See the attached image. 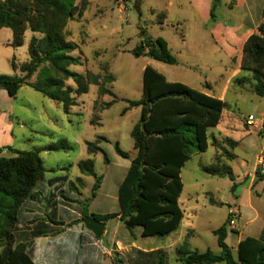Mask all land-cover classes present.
Instances as JSON below:
<instances>
[{
	"label": "rangeland",
	"instance_id": "1",
	"mask_svg": "<svg viewBox=\"0 0 264 264\" xmlns=\"http://www.w3.org/2000/svg\"><path fill=\"white\" fill-rule=\"evenodd\" d=\"M116 1L89 0L84 15L69 22L66 29L68 40L79 45V49L72 55L79 56L82 60L80 65L69 69L79 74L88 71L99 74L101 82L104 78L114 77V82L104 84L113 95L101 96L98 86L91 85L87 94L74 95L77 105L67 113L64 104L45 97L30 86H24L16 98H11L5 90H0V158L14 157L17 151L40 153L46 168L45 180L48 182L47 192H42L39 196H43L46 201L43 207L47 209L46 218L49 220H54L52 209L49 208L53 188L66 181L69 182L65 187L66 204L76 214L69 212L65 222L80 221L82 205L86 202L90 205L88 210L96 215L114 213L120 208L116 187L120 173L129 164V160L117 154L116 144L129 155L136 153L131 132L140 120L141 110L132 108L126 114L123 111L131 101L143 98V72L151 59L135 54V48L141 44L142 38L161 36L170 40L173 55L177 57L179 64L171 66L158 62L166 68H159V72L172 75V82L186 84L198 91L203 90L205 82L211 83L214 90H220L235 68L233 57L230 58L226 50H221L213 43L209 32L199 28L196 17L189 11L184 12L188 21L172 23L175 19V14L172 13L169 22L162 28L154 23L159 19L153 14L155 1L130 0L123 3L121 0L120 5ZM248 1L251 3L247 8L232 11L225 6L231 0H222L215 12L216 18L224 24H242L240 37L251 31V35L254 34L264 10V0ZM33 36V33L27 32L23 46L14 48L9 43L12 31L0 29V75H21L20 67L29 60L28 47ZM182 37L188 46L183 47ZM228 47L231 46L228 44ZM13 64L16 65V70L13 69ZM192 64L193 67H189ZM167 68L172 70L169 72ZM249 74L250 72L244 71L242 77ZM240 79L242 78L234 81L227 97L240 129L231 134L222 133L220 137L223 124L219 128H210L208 149L194 154L182 169L184 189L180 204L184 218L178 230L162 238H143L139 234L140 228L133 230L139 246L162 247L167 252L168 264H182L178 261L177 249L185 242L192 251L211 250L215 254L221 252L213 231L226 223L229 205L234 206L236 196L242 190V186L232 189L234 183L228 177L211 176L204 170L205 167L226 160L225 150L232 152L230 144L224 138H232L239 144L233 151L237 158L223 162L235 170V177L243 176L264 145V98L250 89L240 92ZM36 81L37 75L31 83ZM244 85L249 88L251 82ZM67 86L76 88L74 80H68ZM108 103L112 105L108 107ZM250 115L254 116L255 127L246 125ZM247 131L249 133L245 134ZM215 135H218V141L214 139ZM89 142L99 145L103 152L89 154ZM105 155L109 164L105 163ZM88 159L93 161L97 176H104L106 179L104 190L94 199L92 189L96 179L94 176L83 175L79 168V163ZM71 183L75 184L76 190L71 187ZM0 199L4 202V210H7L11 199L3 196ZM39 199L43 204L44 199ZM28 205L32 208V204ZM3 223L4 217L0 210V232ZM106 229L107 234L98 239L105 247L111 246L117 236L132 237L115 220L108 221ZM227 235L228 243L232 245L236 234L228 229ZM71 237L72 234L67 229L64 239ZM49 247L50 245L48 249ZM76 250L82 253L81 244L75 245L73 252ZM233 255L237 257L236 250ZM130 256L135 259L139 257L135 251Z\"/></svg>",
	"mask_w": 264,
	"mask_h": 264
},
{
	"label": "trees",
	"instance_id": "2",
	"mask_svg": "<svg viewBox=\"0 0 264 264\" xmlns=\"http://www.w3.org/2000/svg\"><path fill=\"white\" fill-rule=\"evenodd\" d=\"M220 4L221 0H213L212 22L217 19L215 12ZM88 6L89 0H0V29L12 31L11 46H23L26 33L34 34L28 47L29 60L20 67L21 75H0V90L16 98L24 86H30L45 97L64 104L67 113L77 105L74 95L87 94L91 85L98 86L101 96L113 95L104 84L114 82V77L104 78L101 82L99 74L89 71L79 74L69 69L80 65L82 60L72 55L79 45L68 40L66 29L69 22L84 15ZM161 18L164 19V15ZM135 54L167 65H178L168 42L161 37H144L135 48ZM12 66L16 70V65ZM241 68L252 74L256 82L255 92L264 98V10L256 31L245 43ZM36 75L37 81L31 83ZM68 80H74L75 89L66 87ZM111 105L108 103V107ZM132 108L141 110L140 120L131 132L135 156L131 158L116 144L117 154L131 159V166L118 190L120 212L93 214V217L104 223L119 218L132 234L134 229L140 228L143 238H162L176 232L183 221L184 212L179 204L184 189L182 169L194 154L208 149V130L220 123L225 103L183 83L169 82L163 74L146 66L143 98L131 101L123 114ZM229 143L232 148L237 145L233 141ZM87 146L91 155L103 152L99 145L92 142ZM15 153L16 156L11 158H0V196L11 199L7 210H4V202L0 199L4 217L0 232V264H35L29 254L30 244L18 241L16 229L20 210L27 201L37 197L35 190L44 181L46 168L37 151ZM225 154L230 161L236 158L228 150ZM105 162H109L106 155ZM79 168L83 175L96 179L92 189L93 199L101 187L102 177L97 176L90 159L81 161ZM204 170L211 176L228 177L235 181L231 168L221 162ZM79 182L83 183L81 179ZM71 187L76 190L74 183ZM82 206L83 219L89 217V206L87 202ZM229 222L230 218L213 231L221 249L219 254L211 250L192 251L185 242L178 249L180 261L183 264H264V230L260 238L242 240L237 257H234L226 243ZM46 230V226H38L32 236H44ZM118 263L123 264L122 261Z\"/></svg>",
	"mask_w": 264,
	"mask_h": 264
},
{
	"label": "crops",
	"instance_id": "3",
	"mask_svg": "<svg viewBox=\"0 0 264 264\" xmlns=\"http://www.w3.org/2000/svg\"><path fill=\"white\" fill-rule=\"evenodd\" d=\"M153 1H155V8L153 9V14H156V16L159 18L157 21L154 22L155 24L162 28L165 27L167 25V22H169L170 14L172 13L175 14V19L172 20V23L174 21L177 24L186 22L188 20L184 16V12L187 10L192 16L196 17L199 28L207 30L209 32L213 43L221 50H226L228 53L227 55H229L230 58L233 57L235 61V68L232 74L225 80L222 88L220 90H214L211 83L205 82L203 90L199 92L219 98L225 103V108L222 114L221 121L218 126L214 127L219 128L221 124H223V130L222 132H219V136L221 137L222 133L225 132L231 134L238 131L240 129V126L238 125L236 116L233 114L232 105L228 104L227 102V97L232 85L234 84V81L238 78H242L239 80L240 92L245 89H250V91L256 94L254 90L256 82L252 79V74L250 73L247 77H242L244 70L241 68L243 47L244 44L247 42L249 36L253 33V31H251L246 36L240 37L243 31L242 24L228 25L224 24L220 19H216V21L212 22L211 12L213 0ZM232 1L233 3L231 4ZM116 2L120 5L121 0H117ZM231 2L229 4L226 3L225 6L229 7V9L232 11L239 8H247V6L251 3L248 0H231ZM123 3H126V0H123ZM250 8L251 7L249 6V9ZM161 15H164V19L161 18ZM258 25L259 24L256 25V28L258 27ZM149 37L157 39L161 36ZM12 39L9 40V43L12 42ZM164 39L168 42L169 49L173 54V50L170 45V40H168L167 38ZM182 44L183 47L188 46V43L184 37H182ZM228 44L231 47H228ZM158 62L159 61L151 59L147 62V64L152 68L154 67L155 70L157 69L158 72L160 71L159 68L163 70L166 69L164 65H161ZM193 65L194 64L190 65L189 67H193ZM167 70L170 72L172 69L167 68ZM159 73L163 74L169 82H172L170 80L173 78L172 75L168 76L164 74V72ZM247 82H251V86L249 88H246V86L244 85ZM193 89L196 90V88ZM246 125L255 127L256 123L254 125H250L247 120ZM248 133L249 132L247 131L245 134ZM262 134L264 137V131ZM214 139L218 141V135H215ZM224 139L227 140L228 143L229 141L237 143L235 148L239 145L238 142L236 140H233L232 138L226 137ZM235 148L231 147V153H233ZM129 156L133 158L135 154H130ZM259 157L264 158V145L261 151L254 156L251 167L246 168L243 173V176L235 177L236 172L234 169L231 168L235 178V181L233 182L235 184V187L242 186V190L240 191L238 196H236V203L234 204V206L229 205L228 211V218L230 217V211L232 209H235L239 212L235 230H231L230 227H228V229H230L236 234L235 240L232 245L228 243V239L226 237V243L231 248L232 252L234 250L238 252L239 243L245 238H260L264 230V174H258L257 172V168L259 166ZM128 160L129 164L122 171V173H120V180L117 183V199L119 187L122 184L131 166V159ZM225 161L230 160H223V162ZM106 164H109V162ZM242 166H244V163L242 164ZM105 181L106 179L104 178V176H102L101 187L97 191L96 197L104 190ZM47 182L48 181L44 179V181L39 185L40 187L38 186L35 190L37 197L33 200L27 201L20 210L19 222L16 229V236L18 241L30 244L28 249L29 254L35 264H102L103 262H109L108 264H119L118 261H122L123 264H128V261L129 264H168L167 252L162 247L156 246L151 248H144L139 246V244L137 243V239L133 236L132 232L126 228L124 223L119 218L113 220L117 221L120 225H123L125 232L129 233L132 237L127 238V236L124 235L117 236V238L113 241L112 245L109 247L103 246L102 243L98 240L99 238H97L90 230H88L82 223V221L77 223L65 222V219L69 212H73L74 214H76L74 211L70 210L66 204L67 199L65 197L67 196V192L65 187L66 184L69 183L68 181L64 182L62 185L55 186V188H53L52 199L49 201V208L52 209L54 220H49L48 218H46L47 209L43 207L45 206L46 201L43 196L39 195L42 194V192H47ZM39 197L44 199L43 204H41L42 201L39 199ZM63 198H65V200H63ZM28 203L32 204V208H29L30 205L27 206ZM88 206L90 205L88 204ZM119 212L120 208L114 213ZM93 214V211L89 212V216H93ZM107 223L108 222L105 223L106 227ZM23 225L25 227H23ZM38 226H41L42 228L43 226H46L47 234L44 236L33 237V232ZM106 227L102 238L107 234ZM67 229L68 232L72 234V237L69 239H64V235L66 234ZM139 234L141 236V230L139 231ZM76 244H81L82 253H79L78 250H76L75 253L73 252V249ZM49 245L50 249H48ZM172 246L175 247V244H173ZM132 251H135L138 254L139 257L137 259L130 256ZM73 254L76 256H74ZM126 257H129V259H126ZM178 261L181 262L179 258Z\"/></svg>",
	"mask_w": 264,
	"mask_h": 264
},
{
	"label": "water",
	"instance_id": "4",
	"mask_svg": "<svg viewBox=\"0 0 264 264\" xmlns=\"http://www.w3.org/2000/svg\"><path fill=\"white\" fill-rule=\"evenodd\" d=\"M264 129V126H263ZM82 223L90 230L97 238L101 239L105 232V223L96 220L93 216L85 217Z\"/></svg>",
	"mask_w": 264,
	"mask_h": 264
},
{
	"label": "built area",
	"instance_id": "5",
	"mask_svg": "<svg viewBox=\"0 0 264 264\" xmlns=\"http://www.w3.org/2000/svg\"><path fill=\"white\" fill-rule=\"evenodd\" d=\"M254 116H249L248 118V123L250 125H254ZM257 172L258 174H264V158L263 157H259V166L257 168ZM238 215L239 212L235 209H232L230 211V222H229V227L231 230H235L236 225H237V221H238Z\"/></svg>",
	"mask_w": 264,
	"mask_h": 264
}]
</instances>
